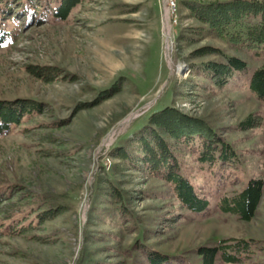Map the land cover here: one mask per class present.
I'll use <instances>...</instances> for the list:
<instances>
[{
    "label": "rangeland",
    "instance_id": "rangeland-1",
    "mask_svg": "<svg viewBox=\"0 0 264 264\" xmlns=\"http://www.w3.org/2000/svg\"><path fill=\"white\" fill-rule=\"evenodd\" d=\"M3 1L0 101L31 100L42 112L0 134V264H148L152 252L201 264L200 248L230 240L249 242L237 264H264V191L250 222L220 207L264 181V103L249 88L264 53L216 36L181 1L173 16L168 0H82L63 22L50 12L57 0ZM231 57L247 70L219 88L204 66ZM30 67L61 74L47 82ZM167 108L202 120L237 153L220 169L197 161L198 139L166 136L209 201L199 215L137 160L134 143ZM50 209L61 212L41 222Z\"/></svg>",
    "mask_w": 264,
    "mask_h": 264
},
{
    "label": "trees",
    "instance_id": "trees-1",
    "mask_svg": "<svg viewBox=\"0 0 264 264\" xmlns=\"http://www.w3.org/2000/svg\"><path fill=\"white\" fill-rule=\"evenodd\" d=\"M82 0H57V5L50 9L52 17L59 22L66 21L71 12ZM193 14V17L206 25L218 37H229L237 46L250 51L264 53V0H180ZM0 0V47L9 38L4 22L9 15L7 7H1ZM32 0H27L30 7ZM216 51L206 49L200 54ZM176 56V55H175ZM176 57L174 64L176 63ZM176 66V65H175ZM204 71L209 79L219 88L224 87L236 72H245L247 64L243 60L231 57L224 63H207ZM29 72L47 82L60 76V71L45 68H29ZM249 88L264 103V67L255 70L249 80ZM41 113V105L31 100L18 99L0 101V134L21 124L29 114ZM254 118L249 117L242 125L245 130L253 128ZM259 124V123H258ZM257 125V124H256ZM167 137L184 141L188 145L195 138L199 140L197 161L201 164H219L220 169L233 168L237 159L236 151L222 137L202 120L193 118L174 108H167L150 116L148 126L144 127L137 139L142 164L152 176H160L172 189L179 204L193 215L206 212L209 201L197 194L194 186L182 173L180 164ZM123 158L128 156L123 154ZM264 191L262 179H252L246 187L232 198L221 202L222 212L237 216L244 222H250L257 211ZM59 209L43 212L41 222L51 220L60 214ZM229 244V245H226ZM248 241H225L216 247H203L197 252L201 264H217L221 260L226 264H237L240 255L248 251ZM229 250L230 252H228ZM148 264H178L175 259L158 252L147 257Z\"/></svg>",
    "mask_w": 264,
    "mask_h": 264
},
{
    "label": "built area",
    "instance_id": "built-area-1",
    "mask_svg": "<svg viewBox=\"0 0 264 264\" xmlns=\"http://www.w3.org/2000/svg\"><path fill=\"white\" fill-rule=\"evenodd\" d=\"M180 0H168L167 7L168 11L171 15H175L177 13V7Z\"/></svg>",
    "mask_w": 264,
    "mask_h": 264
}]
</instances>
